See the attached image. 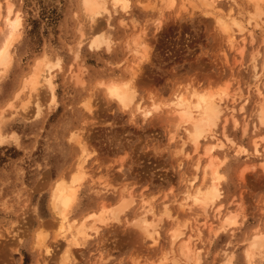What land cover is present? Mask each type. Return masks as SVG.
<instances>
[{
  "label": "clouds",
  "instance_id": "clouds-1",
  "mask_svg": "<svg viewBox=\"0 0 264 264\" xmlns=\"http://www.w3.org/2000/svg\"><path fill=\"white\" fill-rule=\"evenodd\" d=\"M35 0H0V21L3 19L5 10L13 5L24 7ZM180 0L176 6L179 7ZM221 6H225L226 17L231 20L233 12L236 19L242 22L245 31L253 35L252 60L245 65L248 78L241 82L232 81L233 88L229 90L227 96L213 100L219 115L214 127L205 131L201 135L204 141L220 139L227 135V131L221 132V124L225 119L233 120L239 118L232 101L239 97L242 100L240 113L243 120L241 127L247 126L252 135L244 140L239 136L237 140L235 133L231 135V144L227 141L224 144L223 156L219 159L227 160L226 166L222 170L225 177V187H217L219 192L218 202L225 209L222 216L216 217L222 221L224 216L236 215L237 223L234 227L225 226L223 233L226 236L217 239L219 227L210 230L209 235L194 236L192 254H187L183 248L170 247L166 233L168 228L156 221L157 227L150 229L153 237L157 232L161 233L159 243L156 246L150 245L145 236L136 229L129 227L128 232L135 236L136 244L130 252L120 255H113L108 247L110 241H106L98 232L87 242L73 245L69 234L60 232L58 225L64 219L79 218L81 215L87 216L86 210L81 211L85 200L93 202L96 197L93 189L85 182L76 192L75 202L68 210L66 216L61 218L58 211H54L51 206L52 192L55 185L63 180L68 184V177L71 171L69 159L75 162L78 150L69 143V137L74 131L83 127L84 136H87L94 128L100 127L104 130L106 137L110 139L123 140L121 130L114 125L112 120H105L97 115L98 109H106L109 117L123 118L128 126L124 129L129 141H134L136 135L141 136L139 152L148 153L157 160H162L167 167L162 170L175 167L176 160L173 158L174 150L181 148V142L187 144L188 137L185 130L191 133V124L176 127V118L165 111L159 113L152 112L147 120H142L137 114L134 123H129V114L135 113L137 105L144 111H149L151 104L149 96H156L158 99L167 101L171 98L172 92L177 85L179 90L184 91V86L190 84L187 95H191L192 88L203 89L209 87L208 78H205L198 71L194 70L178 73V65L169 64L165 58L156 70L163 83L159 86L145 87L138 81L143 73L144 66L153 63L155 56V40L165 26L170 23H180L174 20V11L165 14L161 20L157 14L138 7L140 0H129L128 15L125 16L117 7H113L112 0H102L103 6L100 14L93 20L84 16L81 8V0H43L47 4H59L63 13L62 32L59 42L49 40L43 50L29 51L26 48V36L29 25L25 23L24 31L18 40L12 44L9 50L11 63L7 70H0V85L9 80L11 74L14 86L6 96H0V264H160L162 256L167 254L169 264H225L230 260V264H264V241L256 240L255 248L248 255L255 237L264 235V200L260 202L257 216L256 210L245 213L243 200L237 192H230L228 185L235 183L234 177L242 165L251 167L261 176H264V123L261 122L259 110L264 105V0H218ZM153 8L160 7V4L150 5ZM233 9L228 12L227 9ZM107 9L108 15H105ZM110 19L111 28L103 27L97 31L100 21ZM198 17H193L191 22ZM130 19L136 21L135 31L144 29V43L149 47L148 61L142 65L140 75L129 83V75L124 67L116 68L124 54V41L126 35L132 30ZM124 21L127 25L120 23ZM246 21V24L243 22ZM159 22L161 27L153 38L154 23ZM184 23H190L186 19ZM180 23V24H184ZM254 25V27H253ZM256 29L259 31L257 32ZM111 37L112 47L107 52L104 49H93L87 45L98 33ZM8 37L7 27L0 22V44L4 45ZM192 40L188 41L187 47L193 49ZM199 52L195 56L197 61L199 53L204 46L197 45ZM185 47L181 42L179 47L170 49L169 52H180ZM195 51V49H193ZM47 55L49 63L60 60L59 69L45 70L40 74L35 82V87L24 86L23 81L32 75L35 61L41 56ZM89 57L95 59L94 64H88ZM112 66H109V65ZM85 71L80 73L81 66ZM73 73H80V80L73 79ZM51 79L53 88L50 90L45 83ZM224 77L220 79L212 78V88L223 83ZM122 83L129 87L124 91L133 95L132 103L126 109H122L115 99L106 95V87H97L103 83ZM247 95H243L244 90ZM54 91L56 108L53 110L50 104V95ZM91 100L92 112H86L81 107L86 100ZM193 103L195 101L193 100ZM244 109V111H241ZM201 113L194 112L193 118L199 119ZM94 121L93 126H84L83 122ZM134 130H139L135 131ZM169 135L174 136L170 142ZM146 137V138H145ZM257 137L259 142L253 141ZM88 143V142H87ZM244 145V153L236 154L233 146ZM258 148L259 151H254ZM90 150L93 148L90 147ZM93 160L89 161V175L95 178L96 175H103L108 171L112 176L117 173V168L107 169L110 160L102 161L97 151ZM127 153V159L122 166H119V173L126 176L133 169L131 149L123 150ZM243 157V159H241ZM127 162V163H126ZM100 169L99 173L97 169ZM55 172L54 178L47 182V186L40 193V196L47 194L46 212L47 221L40 213V199L33 192L34 185L42 179L45 174ZM183 174L189 176L188 165H184ZM132 181V180H129ZM200 191L208 188V184L198 185ZM183 191L195 192L196 188H189L188 184L176 187L169 202L181 200ZM188 207H191L190 205ZM176 211V209H173ZM196 214H211L219 211L216 204H212L210 209H192ZM129 223L134 217L140 215L139 205L129 211ZM50 221V223L48 222ZM245 221H249L245 223ZM123 218L121 223L123 224ZM235 235H232V234ZM127 234V233H126ZM75 236V229L72 230ZM227 241L226 243L224 241Z\"/></svg>",
  "mask_w": 264,
  "mask_h": 264
},
{
  "label": "rangeland",
  "instance_id": "rangeland-1",
  "mask_svg": "<svg viewBox=\"0 0 264 264\" xmlns=\"http://www.w3.org/2000/svg\"><path fill=\"white\" fill-rule=\"evenodd\" d=\"M164 2L163 1L157 2L156 0L155 1L154 0H140V4L138 5V7H143L144 10L149 11V12H153V11L155 13L161 12L160 15L157 14V16L161 20L165 17L166 13L174 11L175 13L173 17L174 20L180 21V23H184V20L186 19L190 23H184V24L170 23L167 26H165V28L160 33L157 34V38L154 42L155 43V56L153 58V63H150L144 66L143 73L138 81V83L141 86L154 87V86H159L163 83L161 77L159 76L156 70V66H158L165 58L168 59L169 64L175 63L176 65H178V68H177L178 73H184V72L190 73L191 71L196 70L201 75H203L205 78H208L209 87L205 88L206 91L214 92L213 88L211 87V84L213 83L212 78L220 79L221 77H224L222 84L229 85V90L233 88L232 81L241 82V80L245 79V77L248 78V72L245 68V65L248 64V62L250 61L252 57V49L254 47L253 35H250L247 31H245V40L243 43L244 49H243L242 54L239 55L237 51L229 50V48L227 47V44L222 38L223 35L217 31L211 18L204 15V11H203L204 9L202 6H200L198 2L192 1L193 3L191 4L192 5L195 4L196 8L190 7L186 11L177 10V6H176L177 0H174L172 7H169L168 4ZM157 3L160 4V7L154 8L152 10L153 7H151L150 5H155ZM215 5H217L218 8L222 9L225 12V6H221L218 0H216ZM13 10L14 12H19L21 16L22 28L20 30V34L22 33V31L25 30L24 29L25 23L29 25L27 29V36H26V48L29 51L37 50L39 47L43 50V48L45 47V45L48 43L49 40L59 42V40L61 39L63 13L61 11L59 4L52 3V4L45 5L43 3V0H35V4L30 2L26 5V8H24L23 6L17 7L14 4ZM227 10H229V8ZM123 14L127 16L128 12H123ZM193 17H198V18L194 19L191 22ZM110 19L108 21L105 20L104 22L100 21L98 23L99 25L97 26V29L102 30L104 26L111 28ZM130 22L132 23L133 29L129 31L126 35V38L124 41L123 57L118 63L115 64L116 68H121V67L126 68L125 71L127 73H128L127 66L131 64L133 57L131 53L128 51L126 44L130 42L131 39L134 38L135 36L140 35V33L142 34L141 37H144L142 38V40L145 39L144 29L141 28L139 32H136L135 31L136 21L134 19H130ZM120 23L124 25L125 29H127V25L125 24L124 21H120ZM243 23L246 24V21ZM160 27H161L160 23H159V26L158 25L156 26L154 24L153 38L155 37V33L159 31ZM256 31L258 32L259 30L256 29ZM104 36L111 39V37L106 34H104ZM189 40H192L195 42L193 44V49H195V51L187 47ZM181 42H183L185 45V47L183 48V51L171 52V53L169 52V50L173 49L174 46L179 47V44ZM197 45L204 46L198 56V59L200 57H203V58L199 61L195 59V56L199 52V47ZM145 46H146V52H149L150 51L149 47L146 44ZM99 49H104L105 52L109 50V49L107 50L105 46H100ZM89 50H91V48ZM148 58L149 56L147 57L145 62L139 65L137 76L140 75L141 70H142V65L148 61ZM95 62H96L95 59L91 57H89L87 61L88 64H94ZM109 66H112V65L110 64ZM83 71H85V68L82 65L79 72L83 73ZM14 75L15 74H11L9 77V80L6 81L3 85H0V96H6L12 90L14 86V80H13ZM79 82L83 83L82 80H80ZM220 86L221 84H217L216 88H219ZM189 87H191L190 84L185 85L183 92L188 91L186 89H189ZM179 88L180 86L177 85L176 89L171 94V98L168 99L167 101L163 99H158L156 96H153V95L149 96L150 101H154L151 104V107L153 105L159 107L156 113L165 111L167 114H170V109L166 105L170 103V100L173 98L174 93L181 92ZM194 89L197 92L201 91L198 88H194ZM205 90L203 89V91ZM243 95L245 96L247 95L246 89L244 90ZM86 101H87L88 106L86 108L85 107H82V108L84 109V111L90 112V110L87 111V109L91 105V100L89 99ZM84 104H85V101L82 103V105ZM241 104H242V100H240L239 97H236L234 99L233 105L235 106L236 111L239 114V118H236V120L239 121V122L237 121L238 124H240V121L243 120V114L240 113L239 111ZM51 106L53 110L56 108V104L51 105ZM90 109L92 112L93 109L91 106H90ZM97 115L101 118H104L106 121L112 120L114 122V125L121 130V133L125 137V139L123 140L110 139L105 136L104 130L102 128L97 127V128L92 129L90 133L88 134L87 136L88 143H87L82 138L85 135L83 127H81L77 131H74V133L77 135L80 132V135L78 137L79 139L83 140V144L85 143L84 144L85 153L90 155L89 159L87 160L85 164V170H87L88 174H89L88 172L89 161L93 160L96 155L94 149L97 151V155L102 161H107L111 159L110 163L106 166L107 169L111 170L113 167L117 168V173H115L113 176L108 171H106L103 175H99V174L96 175L95 178L91 177L90 175H88L90 177L87 176L85 182H87L89 184V187L93 189V194L96 197V199L91 203L85 200L82 204L81 209L77 211L76 215H79L80 212L84 210H86L88 214L92 213L93 211L96 212L98 210L97 208H99V205L101 204H106L105 205L106 207L109 206L110 208L111 207L116 208V205L118 204V201L120 197L122 196L121 194H124L121 192L126 190V188L128 189L127 190L128 192L126 193L131 194V196L133 197L132 203L129 206V208L124 213L120 214L116 219H111L109 222H107V227L101 226V228L98 231L100 235L102 236V238H104L106 241H110V243L108 244V247L111 250L113 255H120L125 252H130L131 249L135 246L136 244L135 236L132 233L128 232V229L129 227H131V228L136 229L138 232H140V230H138L132 224L134 220L131 223H129L127 214L129 213L131 209L136 208L137 205L140 204L141 202L140 197H143V195H144L143 197L144 200L150 201L151 205L154 208V212L156 213L163 206L161 204H164V203L168 204L167 206H168L169 212L171 211L170 218H164V222L167 223L169 226L171 225L168 228V231L166 233L168 244H170V237H169L170 228L173 227L172 223L174 224L175 221L173 222V220H175L174 218L177 215L181 214L183 218L184 217L186 219L189 218L188 219L189 222L188 221L186 222L185 224L186 226L183 229L182 238L183 237L187 238L188 235L189 236L191 235L192 236V239H191L192 246H193L194 236L206 237L207 235H209L210 233L209 231L211 229L217 228L219 226L217 224V221H215V219L213 218L212 213L210 215L207 214L205 217L204 215L195 217L191 214L192 210L188 209L189 207L187 208V206H185L184 207L185 209L183 208V210L180 211L179 201H176L173 198V200L170 203L168 200L165 199L166 196L170 195L171 192L176 190L177 186L185 184L184 182L185 179L183 176L187 177V175L183 174L184 165L190 163V161H188L187 159L185 160V157H186L185 155L192 156L193 160H196V158L202 153V151L200 150L203 149L202 147L207 142H202L197 151L198 155H194L192 153V148L189 145V143L185 144V143H182L183 142L182 141L181 142L182 143L181 149L183 150L182 155L177 157L176 156L177 150H174L173 152V158L176 160L175 167L171 169H166L165 171H163L162 169L167 167L164 161L157 160L148 153L139 152L138 150L139 143L142 142L140 135H136L134 141H129L126 139L128 133L124 132L123 130L126 129L128 126L125 124L123 118L109 117L107 115L106 109H98ZM136 115L137 114H134V115H131V113L129 114V123H134ZM225 121H228V120L225 119ZM94 123H95L94 121L83 122L84 126H93ZM220 128H221V131L222 130L224 132L226 131V125L224 123L223 125L220 126ZM135 131H139V130H134V132ZM231 131L232 133L239 132L240 137L243 138L244 140H247L248 136L252 135L251 131L248 129L247 126H246L245 131H243L242 127L237 129L236 127L232 126ZM74 133H72L71 136L69 137V143L74 145L75 148L79 150L78 155H76L74 158L75 162H77L79 155H80V149L77 145H75L76 143L73 142L75 141L72 139L74 138ZM77 135H75L76 138H77ZM170 136L171 135H169V139H170ZM228 138L231 139L232 137L229 136ZM254 139L258 140L257 137H253V140ZM210 140L214 141L211 138H209L208 142ZM220 140L225 141L222 139V137L220 138ZM226 142L227 141H225L224 144ZM239 146L244 147L243 144ZM90 147L93 148V150H90ZM121 148H123V150H129L130 148L131 153H132L133 169L131 172L127 173L126 176H122L119 173V166H122L127 159V153L122 154ZM189 149H191V151H189ZM223 150L224 148L222 150H215L214 155H216V153L223 152ZM241 159H243V157H241ZM203 162L204 160L201 161V163ZM73 167H74L73 160L69 159V168L72 169ZM191 170L193 171V167ZM99 171L100 169L98 168L97 172L99 173ZM242 171L243 173L241 174ZM54 175H55L54 171H52L49 174H45L42 177V179H40L39 181L35 183L34 188H33L34 195L39 196V199H40V213L43 216V218H45L46 221L48 219L46 207H45L47 194L45 193L44 196H40V193L47 186V182L51 178H54ZM200 175H201V172H199V174L197 175L198 176L197 182H196L197 184L201 180ZM129 180H132V181H129ZM234 181L235 183L233 185L227 186L228 191L237 192L240 195L241 199L243 200V207H244L245 213L256 210L255 214L258 216L259 215L258 209L260 206V202L264 200V176L259 175L257 171H254L251 167L242 165L238 173L235 175ZM124 187L125 189H123ZM220 187H225L224 180L222 181ZM181 198L183 199V194ZM173 209H176V211H173ZM188 214H191V216H189ZM171 215H172V218H171ZM82 217L83 215H81L77 219L80 220V218ZM122 218L124 221L123 224L121 223ZM48 222L50 223V221ZM248 222L249 221H245V223H248ZM89 234L91 236L96 235L90 232ZM232 235H235V234L233 233ZM225 236L226 234L221 232L217 235V239L218 240L222 239ZM157 238H159L157 240V244H158L160 240L159 232H158ZM146 240L149 244L151 243L150 239L146 238ZM224 242L226 243L227 241L225 240ZM174 246L176 247L177 244ZM170 247H173V246H170ZM129 260L131 264V257H129Z\"/></svg>",
  "mask_w": 264,
  "mask_h": 264
},
{
  "label": "bare ground",
  "instance_id": "bare-ground-1",
  "mask_svg": "<svg viewBox=\"0 0 264 264\" xmlns=\"http://www.w3.org/2000/svg\"><path fill=\"white\" fill-rule=\"evenodd\" d=\"M156 1L157 2H162V1L164 2L165 1L168 4L169 7H172V5L174 3V0H156ZM192 1L193 2L194 1L198 2L200 4V6L203 7V9H204L203 10L204 11V15H206V16H208V17L211 18V20H212L213 24L215 25L216 29H217V25H216V20L217 19H225L226 22H227V20H229L226 17V12H224L222 9L218 8L217 5H215L216 4V0H180V4H179V7H177V10H179V11H181V10L186 11L190 7L191 8H196V5L195 4H193V5L191 4V3H193ZM149 9H151V8H149ZM153 9L154 8H152V10ZM104 11H105V15H108L107 9H105ZM227 11L228 12H233V9H230L229 8V10H227ZM17 13H19V12H14V10H13L12 14L10 15L7 12V10H5V13L3 15V19L1 21L3 23V25L5 27H7V25L9 24V22L15 21L16 18H17L16 17V14ZM156 14L160 15L161 12L160 13L157 12ZM20 18H21V16H20ZM109 19H110V17H109ZM108 20H106V21H108ZM231 20H234L235 23L237 25H239V27H232L231 28L230 36L221 33L223 35L222 38L225 41V43L227 44V47L229 48V50H231V51H237L239 53V55H241L242 52H243V49H244L243 43H244V40H245V30H244V27L242 26L240 20L236 19L234 12H233V17H232ZM154 24L156 26L157 25L159 26V22H155ZM21 28H22V20H21ZM99 30L100 29H97V31H99ZM100 35H104L103 32H100L97 36H100ZM141 35L142 34L140 33V35L135 36L134 38L131 39L130 42H128L126 44L127 45L126 47L128 48V51L131 53V55L133 57V60L131 61V64L127 66V71H128L129 78H130L129 79V83L136 78L137 71L139 70L138 69L139 65H141L143 62H145L146 59H147V57H148L147 55H148L149 52H146V46H145V43L143 42L144 39L142 40V38H144V37H141ZM249 37H251V36H249ZM229 39L231 40V43H229ZM14 42H15V39L11 42V45H10L9 49L7 50V54L8 55H9V50L12 47V44ZM100 46H104V45L103 44H100ZM2 47H3V45L0 44V48H2ZM106 48L108 50V47H106ZM224 57H225V55H224ZM251 60H252V57H251L250 61ZM45 70H47V69H43L42 68L41 69V72H43ZM50 70H52V69H50ZM117 84H122V83H117ZM186 90H188V89H186ZM105 91H106V95L109 96L108 91H107V88H106ZM187 93H188V91L174 93L173 98L170 100V103L168 105H166V106L169 107V109H170V115L176 118V123L177 124H180V125H188V124H191L192 131H191V133H188L187 130H185V136L188 137V143H189V145L192 148V153L194 155H197V151H198L199 146L201 145L202 142H206V141H204L203 138L200 136L198 139H196V143L195 144H193L191 142L190 136H195V134L197 133V126H196V122H195L196 119L193 118V113L199 111L201 113V117H203V112L201 110L197 109L196 108V105L197 104L207 105L208 103H213V101L211 100V96H209L208 99H206V100H199V99H197V97L200 96V95H203L205 93H211V95H215L216 96V99H219L221 97L219 95H217L215 92L206 91V90L203 91V92H201V91L200 92H197L194 88H192L191 95L190 96L187 95ZM192 93H195L196 95L194 96V95H192ZM228 94H229V92L227 93V95ZM128 95L131 97V99H130V101L128 103V107H129L131 105V103H132L133 95L132 94H128ZM227 95H225V96H227ZM109 97L112 98V99H115V98H113L111 96H109ZM193 100L195 101V103H193ZM116 101H117L118 105L122 109H126L120 103V101H118V100H116ZM233 102H234V100L232 101V103ZM50 104L51 105H54L55 104V93H54V91L50 95ZM158 109H159L158 106H156L154 108V105H153L149 109V111H144V110H142L140 108L139 105H137L136 112L135 113H131V115L139 114L140 117L143 120H147L150 115H145V114L146 113L156 112ZM88 110H90V112H91L90 106L88 107L87 111ZM232 121H235L236 123L239 122L238 120H236L235 117L233 118ZM221 125H223V124H221ZM201 126H203V125H201ZM233 126L235 127V125H233ZM242 129H243V131H245L246 130V126H243ZM221 132L224 133L223 130ZM75 135H77V134H75ZM75 135H74V138L75 139L72 138L75 141H73L72 139L71 140L73 142H75L76 143L75 145H77L79 147V149H80V155H79V158H78L77 162L74 163V170L71 172V174L69 176L70 178H68L69 179L68 180V184H71V182H72L71 181V177L73 175H82L84 177L83 180H80L75 185L76 192H77L80 189L81 185L84 184L87 176L89 175L87 173V170H85V164H86L87 160L89 159V156L90 155H88V154L85 153V150H84V144L85 143L83 144V140L82 139H79V137H78L80 135V132L77 135V138L75 137ZM171 138H172V136H170V139ZM253 141L258 142L259 140H257V139L255 140L254 139ZM224 142L225 141H221L220 139H217V140H214V141H211L210 140L209 142L207 141V143H205V145L202 147L203 149L200 150V151H202L201 155H199L196 158L195 161L197 163H201L202 160L207 159L206 157H204V150L205 149H207L209 151V154L210 155L215 156L214 155V151L215 150H222V148L219 147L218 145H224ZM238 147H241V146H238ZM254 151H259V149L258 148H254ZM185 156H183V157H185V158L189 157V155H185ZM216 158L219 159L218 157H216ZM242 170H244V169H242ZM193 171L192 172L194 173V175L192 176V180H194V181L197 182V178H198L197 175L199 174V172H201V175H200L201 176V180H200V182L198 184L196 183L197 184L196 185L195 183H189L188 182V178L185 177V176H183L184 179H185L184 182L188 184V187L189 188H196V191L195 192L187 191L188 192V195L187 196L183 195V199L182 198L181 199H182V201H185V204L182 206L179 203V209H180V211H182L185 206H187V208H188L189 205L191 206V207L188 208L190 210H192L193 208H198L200 210H204V208H201L199 205H197L195 203V200L189 199V197H196L197 196V192L204 193V192H207L208 191V188L205 189V190H203V191H200L198 185L206 183V184H208V186H211V180H212L211 170L208 172V178L207 179H205V172H204V169L203 168H200L199 171H197V169H196V167L194 165L193 166ZM242 173H243V171L241 172V174ZM219 175H222V174L219 173ZM88 177H90V176H88ZM222 181L223 180H218L217 181V186L220 187ZM123 189H125V187ZM127 190L128 189L126 188V190H124V191L121 192V193H124V194H121L122 196L120 197V199L118 201V204L117 205L115 204L116 205V208L115 207H111L110 208L109 206L106 207L105 206L106 204H101V205H99V208H97L98 210L96 212L93 211L92 213L88 214L87 216H83L82 218H80V220H78L77 218L64 219V220H62L61 224L58 225V228L63 227L64 231L69 234V237L72 240L74 238L72 236V230L75 229V237H76L75 243H78V242L79 243H84V242H86L90 237H92L89 234V232L90 233H93V234H97L98 231H99V229L101 228V226H106L107 227V222H109L111 219H116L120 214L124 213L129 208V206L132 203V198L133 197L131 196V194H127L126 193V192H128ZM125 193H126V195H125ZM143 197H144V195H143ZM143 197H140L141 198V202L139 204L140 215L137 216V217H134V219H133L134 221H133L132 224L138 230H140V232H142V234L145 236V238H148V236H151L152 237V239H150L151 240L150 245H156L157 244V240L159 239V238H157L158 232L155 234V237H153L152 231L150 229H154V228L157 227L156 221H160V216L164 213L165 210H167V212H168V216H165V218H170V212L171 211L169 212V209H168V206H167L168 204L164 203V204H161L163 206L156 213V212H154V208L151 205L150 201L144 200ZM199 198L200 199H203L204 197L203 196H200ZM214 204H216V207L219 209V211H213L212 212V216L215 219V221H217V224L220 226L222 224V221L217 220L216 217L222 216L224 214L225 209L220 206V203L218 201H216ZM211 206H212V204H210L206 209H210ZM176 214H177V212H176ZM191 214L193 216H195V217L201 216V214H199V212H197L196 214H194L193 211H192ZM191 214H188V215L191 216ZM206 215H207V213L204 214V217ZM89 216L90 217H93V218L92 219H88L87 217H89ZM180 216H181V214L175 216V218H174L175 220H173V222L174 221L175 222H174V224L172 223V226L173 227L170 228V232H169L170 234L168 233L170 235L169 236L170 237V244L169 245L170 246H174V245L177 244V246H176L177 248H183L184 251L187 254L191 255L192 254V248H193V246L191 245L192 236L191 235L190 236L188 235L187 238H185V237L182 238V236H183V229L185 228V226H186L185 224H186V222L188 221L189 218L186 219L185 217L183 218L182 216L181 217ZM171 218H172V215H171ZM80 231H83L84 234L83 235H77L78 232H80ZM173 232L176 233L175 240H173V237L171 235V233H173ZM73 245H75V244H73Z\"/></svg>",
  "mask_w": 264,
  "mask_h": 264
},
{
  "label": "snow or ice",
  "instance_id": "snow-or-ice-1",
  "mask_svg": "<svg viewBox=\"0 0 264 264\" xmlns=\"http://www.w3.org/2000/svg\"><path fill=\"white\" fill-rule=\"evenodd\" d=\"M112 5L113 7L119 8L123 12H127L129 9V0H112ZM103 6L102 0H81V8L83 10L84 16L89 19L93 20L95 19L96 16L100 14V10ZM9 14H12V7L10 6L9 9ZM16 20L9 22L7 25V30H8V37L7 40L5 41L4 45L2 48H0V70H7L11 63V57L7 54V50L9 49L11 42L15 39L18 40L20 36V29H21V18L20 14H16ZM216 25H217V31L229 35L231 33V28L232 27H239L235 23L234 20H226L225 19H217L216 20ZM229 43H231V40L229 39ZM100 44H103L104 46L108 47V49H111L112 46V40L107 38L104 35L96 36L94 39H91L90 43L87 45L88 47H91L93 49H99ZM61 67L60 60L57 59L55 63H49V57L47 55H43L39 59L35 61V65L32 69V75L29 76L27 79L23 81V84L25 87L32 85L35 87V82L37 79H39L40 74H42L41 69H59ZM73 79H75L77 82L80 81V73H73ZM245 79H247L245 77ZM47 84L48 88L51 90L53 88V82L51 79H48L45 81ZM97 87H106L109 96L115 98L116 100L120 101V103L127 108L128 103L131 99V97L124 91L129 87L128 84H117V83H109L108 85H104L103 83H100L97 85ZM214 92L219 95L220 97H224L227 95L229 91V85L226 84H221L219 88H213ZM192 95H196L195 93H192ZM211 96V100H215L216 96L211 95V93H205L203 95H200L197 97L199 100H206L208 97ZM87 106V101H85L84 105H81V107H86ZM156 106L154 105V108ZM196 108L201 110L203 112V117H199V119H196V126H197V133L195 136H190L191 142L193 144L196 143V139H198L203 132L205 131V127L207 130H211L212 127H214L217 117L219 115L218 109L214 103H208L207 105H200L197 104ZM241 111H244L242 109ZM197 113H200L199 111ZM261 122L264 123V105L260 106L259 110ZM145 115H151V113H146ZM223 123L226 125V131L227 135L222 137V139H225L228 141L229 144H231V140L228 139L229 136L233 135L231 128L233 125L237 129L241 127L240 124L236 123L235 121L228 120V121H223ZM203 125V126H201ZM181 125L177 124L176 127L179 128ZM75 135V134H74ZM237 140L239 139V132L235 133ZM174 140V136L170 139V142ZM215 140V138H214ZM222 149L224 148V145H218ZM235 148L236 154L239 155L241 153H244V147H238V146H233ZM182 149L178 148L176 152V156L179 157L182 155ZM191 151V149H189ZM198 155V153H197ZM223 152L216 153L215 156H212L209 154V151L207 149L204 150V157L207 159L204 160L203 163H197L195 160H193L192 156H189L185 159L190 161L188 163V171H189V176H188V182L189 183H196V181L192 180V176L194 173L191 171L192 167L195 165L197 171H199L200 168L204 169L205 172V179L208 178V172L211 170L212 174V180H211V186H208V191L204 193L197 192L196 197H189V199L195 200V203L199 205L201 208L206 209L210 204H214L216 201L219 199V192L217 190V181L218 180H225V177L223 175H219V173L222 172L223 168L226 166L228 163L227 160H221L217 159L216 157H222ZM203 159V158H202ZM262 168H264V165H261ZM82 175H73L71 177V184H65L63 180L59 181L55 185V189L52 192V198H51V206L54 211H58V214L61 216V218H64L68 212V210L72 207L73 203L75 202V197H76V187L75 185L80 181L83 180ZM171 192V194H173ZM183 195L187 196L188 192L183 191ZM203 196V199H200L199 197ZM155 199V198H154ZM166 200L171 199V195L166 196ZM179 203L183 206L185 204V201L179 200ZM165 216H168L167 210L164 211V213L160 216V223L161 225L167 227V223L164 222ZM88 219H92L93 217H87ZM237 223V216L236 215H227L223 218L222 224L219 226V232H224L225 231V226L228 227H234ZM151 227V226H150ZM64 229L63 227L60 228V232L63 233ZM83 231L78 232L77 235H83ZM147 235V234H146ZM161 235V233H159ZM173 240L176 238V233L173 232L171 233ZM148 239H152L151 236H148ZM76 237L74 236L72 243L75 244V246L78 247V244L75 243ZM260 240L264 241V235L255 237L253 240V243L251 245V248L249 250L248 255L251 256V251L252 249L255 248V241ZM156 246V245H153ZM160 264H169L167 254H164L162 256V259L160 261ZM225 264H230L229 261H225Z\"/></svg>",
  "mask_w": 264,
  "mask_h": 264
}]
</instances>
